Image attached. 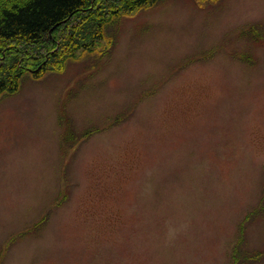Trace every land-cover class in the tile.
<instances>
[{"label":"rangeland","instance_id":"1","mask_svg":"<svg viewBox=\"0 0 264 264\" xmlns=\"http://www.w3.org/2000/svg\"><path fill=\"white\" fill-rule=\"evenodd\" d=\"M132 1L0 96V264H264V0Z\"/></svg>","mask_w":264,"mask_h":264},{"label":"trees","instance_id":"2","mask_svg":"<svg viewBox=\"0 0 264 264\" xmlns=\"http://www.w3.org/2000/svg\"><path fill=\"white\" fill-rule=\"evenodd\" d=\"M97 0H10L8 7L0 4V42L16 43L19 48L10 49L14 72L2 71L0 76V96L7 91H15L19 87L20 78L25 71L35 77H41L48 71L49 59L39 62L45 51L54 50L57 40H64V46H71L72 40L66 38L67 25L82 22V16L91 5L95 7ZM118 1V0H117ZM156 0H133L132 9L146 6ZM87 20V19H86ZM73 30L75 43L86 39L90 33L100 30L103 21L96 23L89 20L86 24ZM98 24V26H97ZM67 40V42H66ZM67 43V45H66ZM69 44V45H68ZM53 50V52H51ZM53 53V54H51ZM14 57V58H13ZM42 59L43 56H42ZM20 69V70H19Z\"/></svg>","mask_w":264,"mask_h":264}]
</instances>
